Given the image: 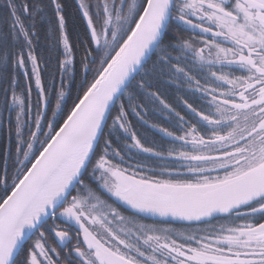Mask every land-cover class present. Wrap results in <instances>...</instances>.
Here are the masks:
<instances>
[{
	"label": "snow or ice",
	"instance_id": "obj_1",
	"mask_svg": "<svg viewBox=\"0 0 264 264\" xmlns=\"http://www.w3.org/2000/svg\"><path fill=\"white\" fill-rule=\"evenodd\" d=\"M77 11L73 43L61 0L0 4V125L16 141L0 177V264H264V0ZM41 22L53 70L36 50Z\"/></svg>",
	"mask_w": 264,
	"mask_h": 264
},
{
	"label": "trees",
	"instance_id": "obj_2",
	"mask_svg": "<svg viewBox=\"0 0 264 264\" xmlns=\"http://www.w3.org/2000/svg\"><path fill=\"white\" fill-rule=\"evenodd\" d=\"M47 2V0H45ZM61 2L65 5V18H66V29L68 35L73 43L77 42L79 39H82L85 32V22L82 17L79 15L77 11V0H61ZM0 4H3V0H0ZM54 20V17H53ZM37 34L39 39L35 41L37 53L42 55L44 61L48 62L49 70H53L56 67V49H55V37H50L48 34V26L46 23L41 22L37 26ZM58 35V34H57ZM45 81L47 82L48 77L47 73H45ZM80 76H77V81H79ZM21 83L24 84L25 80L21 77ZM59 79L57 77L56 83L53 85V88L58 87ZM76 89L73 87L72 92L69 97H66L65 101L62 102V108L66 112L71 108L73 101L75 100ZM165 98L173 104L174 107L177 108L178 111L182 110L183 112H187L186 108H183L182 105H178L176 99L175 89H169ZM189 99V102H193L190 97H186ZM33 102L36 99L35 90H33ZM55 106V97L53 95L52 107ZM198 106V105H197ZM49 117H51V112H49ZM133 119V124L137 128L138 133L143 136H147L149 140H156L158 143L160 142L161 133H158L156 129L149 127L148 125H142L138 122L135 117ZM146 119L149 120L150 123H156L162 125L164 127H170L167 119L164 116L157 114H153L149 112L146 116ZM34 130V129H33ZM45 130L46 126H45ZM43 139V137H40ZM15 135L12 134L11 138H9V129L7 123L4 125H0V177L3 176L4 165V153L6 150H10V157L8 160V175L11 176L14 170V160H15ZM39 145H35L34 147H38ZM3 193L0 192V195Z\"/></svg>",
	"mask_w": 264,
	"mask_h": 264
},
{
	"label": "flooded vegetation",
	"instance_id": "obj_3",
	"mask_svg": "<svg viewBox=\"0 0 264 264\" xmlns=\"http://www.w3.org/2000/svg\"><path fill=\"white\" fill-rule=\"evenodd\" d=\"M175 226H176V227H181L182 225H181L180 222H176V223H175Z\"/></svg>",
	"mask_w": 264,
	"mask_h": 264
}]
</instances>
